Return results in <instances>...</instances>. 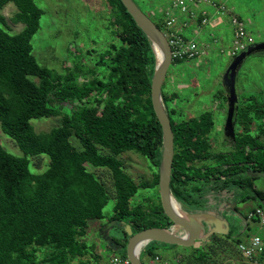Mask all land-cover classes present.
<instances>
[{"label": "trees", "instance_id": "trees-1", "mask_svg": "<svg viewBox=\"0 0 264 264\" xmlns=\"http://www.w3.org/2000/svg\"><path fill=\"white\" fill-rule=\"evenodd\" d=\"M106 1L114 11L112 40L97 57H91L95 69L86 68L80 53L71 68L54 73L38 64L32 54L31 38L43 10L35 0H0V10L7 4L15 6L16 12L9 20L23 26L20 32L11 33L0 14V131L21 152L20 156L9 152L0 142V264H90L83 261L87 256L83 241L87 222L105 218L103 208L109 199L113 200V208L108 222L116 221L118 226L124 221L133 234L171 226L158 196L162 132L150 99L154 53L120 0ZM152 15L158 16L152 21L162 30L161 14L155 10ZM85 53L90 56L95 51L88 49ZM102 68L106 70L104 76L95 72ZM80 69L92 73L91 79L77 82ZM161 95L173 133L170 190L175 199L195 206L196 199L188 192L187 184L208 182L210 177L225 178L222 187L229 184L242 188L243 201L264 199L253 189L254 178L243 172L249 167L236 159L226 167L221 162L215 167L196 164L208 155L203 137L210 130V117L205 114L199 125L202 128L177 122L171 117L176 109L168 107L177 95L165 94L162 88ZM64 103L73 105L69 113L63 112ZM260 104H249L248 112L264 117V104ZM59 115L60 125L46 132L34 131L30 123L32 119ZM256 128L262 130L259 124ZM253 142L254 138L249 137L248 143L252 146ZM128 152L148 160L152 169L149 182L136 184L124 173L120 156ZM248 154L255 163L252 168L264 172V163L258 161L264 158ZM41 156L47 157L48 164L37 172L31 169L32 159ZM214 157L223 161V156ZM88 167L108 171L110 187ZM140 189H157V204L153 196L134 201ZM257 206L264 207L260 203ZM245 231H249V225ZM121 232L126 241L127 236ZM217 237L212 235L201 246L203 253L199 248L150 242L140 259L144 263L160 256L161 245L183 250L177 253L180 258L175 264H231L239 255L241 238H232L231 233ZM259 255L264 259L263 251ZM121 256L125 257V251Z\"/></svg>", "mask_w": 264, "mask_h": 264}, {"label": "rangeland", "instance_id": "rangeland-1", "mask_svg": "<svg viewBox=\"0 0 264 264\" xmlns=\"http://www.w3.org/2000/svg\"><path fill=\"white\" fill-rule=\"evenodd\" d=\"M170 1L171 0H134L137 6L154 22L157 21L156 19L158 18V16L152 15L154 11L157 10L159 12L161 6L165 9ZM35 3L43 10L37 32L31 38L32 54L38 64L50 69L54 73H62L65 67L71 68L74 61L79 60L77 55L81 53V62L85 64L87 69L94 70L95 66L93 65L91 57H97L112 40L110 29L112 28V14L114 11L109 7L107 1L35 0ZM223 3L233 14L238 15L240 19L244 21L245 28L248 31L247 33L253 36L256 44L264 43V0H223ZM204 10H206L208 17L213 20L217 19V15L212 9L208 8ZM15 12L16 9L13 4H7L0 10V14L5 18L8 30L11 33H18L23 28L21 24L14 25L10 22L9 19ZM210 13H212V15ZM186 15L187 14L181 15L180 19H187L189 21L190 17ZM220 17L221 18L217 20H220L221 23L217 26H213L210 23L201 24L200 21L194 22V20H190L188 23L191 26L182 32L184 38L188 40L194 39V41L197 42L199 54L198 57L192 61L181 64H171L162 86L163 93L171 94L175 92L177 95L174 101L171 103L168 102V107H174L177 111L175 116H171L172 119L177 122L186 121L185 124L191 126H196L198 124L199 126L203 123L202 120L205 114L210 117L215 126L216 124L223 125L225 121V114L222 111L218 112L216 110L220 108L223 110L224 96L222 95L223 89L219 81L233 59L231 56L233 28L229 22V15ZM222 21L224 22L222 23ZM176 27H179V24H174L173 28ZM197 28L199 32L196 35L195 30ZM88 49H93L95 53L87 56L85 52ZM83 71V69L78 70V74L80 75L77 77L76 81L79 83H82L87 77L91 79L92 73ZM95 72L100 76L106 75V70L104 71V68H102V70L98 69ZM82 74L86 75L83 76ZM235 91L237 96L243 100L246 105L257 102L260 106V103L264 101V52L251 54L239 66L235 80ZM62 110L65 113L68 112L69 106H64ZM239 110H244V108H239ZM246 112H248V109ZM241 115V119L238 118L235 125L236 134L241 133L240 126L248 124L249 130H246L241 135H248V139L249 137L254 138L253 143L255 145L252 144V149L250 148L249 153L263 159L264 144L261 141L263 135L262 137L258 135V132H262L263 128L262 130H257L256 126L257 124L261 125V127L262 124L264 125V117H262L263 115L260 116V114L256 115L253 112ZM60 122L61 116L59 115L42 119H32L30 123L34 131L46 132L60 125ZM207 134L209 135L207 136ZM262 134H264V132H262ZM213 135H215V129L211 132L209 130L203 137L207 138L210 142L211 149H208V145L206 148L208 151L206 158L211 159L213 165L219 164L221 159H215L214 156L220 157V153L223 156L222 159L228 161L236 159L238 163L244 161L242 158L243 152L237 151L236 148L229 147L223 150L225 152H220L218 142ZM237 138H240V136ZM0 142L7 151L18 156L21 155V152L14 143L1 131ZM73 142L76 144L75 140H73ZM120 159L123 162L124 173L136 184L149 182L152 169L146 158L128 152L122 154ZM258 161L264 163L263 160ZM47 164L48 159L46 156L34 158L32 159L31 169L33 168L35 171L41 172L46 168ZM243 166L249 167L246 163H244ZM88 170L95 173L106 186L110 187L111 180L108 171L92 167H88ZM218 170H220V168ZM210 178L213 179L216 177ZM263 182V178H257L255 185L260 187ZM205 186L206 185L201 182L199 194H196L199 198H196L195 207L200 206L205 200V197L212 198L214 196L213 192L205 190L207 187ZM156 194L157 189H140L133 200L140 201L145 197L153 196L157 204L158 199ZM184 195H186V193H184ZM200 196H202L201 199ZM180 203L183 208L185 206L189 207L185 202L180 201ZM112 208L113 200L109 199L106 206L103 208L105 218L103 220L94 219L87 222L83 237V241L87 246L85 250L87 256H85L86 258H84L83 261L88 260L90 264H108L111 255L121 257L123 254L125 246H122L121 250L114 252L107 248L105 242L101 240V230L104 224L105 226L112 224L108 225L111 227L109 232L110 236L115 237V239L119 241H125L120 227L116 226L114 221L108 222L109 217L112 215ZM257 228V225L250 222L249 231H245L246 234L244 235L248 233L249 235L256 234L258 231ZM204 244L205 242L197 243L196 246L192 248H199L197 250L203 253L201 246ZM165 248L166 247H161L158 250L161 261L167 264L178 263L180 255L178 256L177 253H182L183 250L179 247L172 251L166 250ZM162 255L165 257H162ZM175 255L177 256L176 258ZM226 255H228V253H226ZM225 256L222 255V259L225 258ZM259 257L260 255L257 256V259H259ZM245 260L247 259L241 256L239 252L236 260L231 264H248ZM146 262L145 260L144 264H146ZM227 264H230V262Z\"/></svg>", "mask_w": 264, "mask_h": 264}, {"label": "water", "instance_id": "water-1", "mask_svg": "<svg viewBox=\"0 0 264 264\" xmlns=\"http://www.w3.org/2000/svg\"><path fill=\"white\" fill-rule=\"evenodd\" d=\"M120 2L136 26L149 40L155 57V67L150 83V99L152 109L162 132V152L158 169V196L163 213L171 222V226L168 228L151 227L135 234L132 233L129 224L124 221L117 223L128 237L125 245H123L125 246L124 251L127 260L131 264H143V261L140 259L142 247L150 242L189 248L196 246L197 243L207 241L213 234L227 235L229 223L227 220L219 217L217 213L186 210L171 193L170 180L174 156L173 133L161 95V88L171 65L170 47L162 31L137 6L134 0H120ZM258 52H264V43L251 45L233 58L222 75V83L227 86L228 94H230V97L227 99V117L224 125V132L228 137L234 138V126L232 122L233 103L236 99L233 91L234 79L242 62L251 54ZM66 105L69 106V110L66 113H69L73 105L64 103L63 107ZM254 175L264 177L263 172H254ZM174 202L180 204V211L175 209ZM260 204L264 205V201H260ZM114 224H116V221H114ZM110 229V226L107 228L102 227L101 240L105 242L107 248L116 252L121 250L122 246L115 238L110 236ZM139 246L142 247L136 253V249Z\"/></svg>", "mask_w": 264, "mask_h": 264}, {"label": "built area", "instance_id": "built-area-1", "mask_svg": "<svg viewBox=\"0 0 264 264\" xmlns=\"http://www.w3.org/2000/svg\"><path fill=\"white\" fill-rule=\"evenodd\" d=\"M203 8L212 9L217 15V19H220V16H230L229 22L233 28L231 50V56L233 58L255 43L253 36L247 33L248 31L245 28L244 21L233 14L225 6L223 0H171L165 9L164 7L161 8L158 13L161 14L160 22L162 25V33L168 41L172 63L180 64L182 62H189L198 57L199 49L197 42L194 39L188 40L184 38L182 32L191 26L188 23L190 20H194V22L200 21L201 24H211L214 22L212 18L207 16V12ZM184 14L189 15V21L187 19H180V16ZM174 24H179V27L173 28ZM198 32L199 30L197 28L195 34L197 35ZM247 219L249 221L256 219L260 225H264V207H257L250 211L247 214ZM237 249L245 259L255 263L257 256L263 251V246L258 236H252L247 243H239ZM108 264L131 263L126 257L111 255ZM146 264L164 263L161 261L160 256H155L153 259L148 260Z\"/></svg>", "mask_w": 264, "mask_h": 264}, {"label": "crops", "instance_id": "crops-1", "mask_svg": "<svg viewBox=\"0 0 264 264\" xmlns=\"http://www.w3.org/2000/svg\"><path fill=\"white\" fill-rule=\"evenodd\" d=\"M210 14L212 15V13H210ZM213 21L214 22L211 23L213 26H217L221 23V21L217 20V19H214ZM223 22L224 21H222V23ZM262 103L264 104V101ZM262 128H264V125L262 126ZM221 161L222 160H220L219 162H221ZM220 165H222V162L220 163ZM215 166L216 165H214V167ZM243 172L248 177L254 178L251 182L253 189L259 191L262 195H264V182H263V184H261L260 187H257L255 185V181L257 180V178H263L264 179V177H258L256 175H254V172L256 173L257 171H253V172L252 171H249V172L243 171ZM258 172H263V171H258ZM240 175H243V174L240 173ZM232 178H234V177H232ZM223 180H225V178L221 177L218 180L216 178H213V179L210 178V181H208V182H206L204 180L189 182L187 184L186 188H187L188 192L195 194V195H192L193 198H195V199L199 198V197H197L196 194H198V191H200L197 189L200 187L201 182H203L207 186V187L205 186L206 187L205 190L206 191L210 190L211 192H213L214 196L212 198L205 197V200L203 201V203L200 206H197V207L191 206V208H190V206L189 207L185 206V208L188 211H203V212H211L213 214L217 213L219 215V217H221L223 219H225V217H228L229 212H226V209L229 208V211H231L233 213V215H235V218L237 217L236 218L237 221L231 220L232 222L231 223L229 222V232L228 233H231V237L232 238L240 237L242 240V242H240V243H247L252 236H258L261 239V243L263 246V252H264V225H260L256 219H255L256 223H254V220L249 221L247 219V214L250 211H252L253 209L257 208L258 203H260V201H262V200L264 201V199L260 200L257 198H249V199L243 201V200H241V198L244 196L243 189L239 188L237 186L229 185V184L222 187V181ZM200 197H202V196H200ZM240 216L242 219L240 218ZM225 220H227V219H225ZM250 222L252 224L258 226V228H257L258 231L254 235H249V233L247 235H244V234H246V232H245L246 226L249 225ZM213 235L218 236L217 237L218 239L221 238L220 236H225V235H220V234H213ZM161 247H162L161 245L158 246L159 249ZM165 249L172 251L176 248L170 249V248L166 247ZM162 257H165V256L162 255ZM245 262L248 264H264V259L263 258L258 259L255 263H253V262L251 263L248 260H245ZM164 264H166V262Z\"/></svg>", "mask_w": 264, "mask_h": 264}, {"label": "flooded vegetation", "instance_id": "flooded-vegetation-1", "mask_svg": "<svg viewBox=\"0 0 264 264\" xmlns=\"http://www.w3.org/2000/svg\"><path fill=\"white\" fill-rule=\"evenodd\" d=\"M250 47V46H249ZM247 49V48H246ZM233 60V59H232ZM237 75V74H236ZM235 80H236V77H235V79H234V93H235V97H236V99H235V102L233 103V106H234V109H233V112H232V122H233V126H234V138H232V137H228V136H226L225 135V132H224V125H225V122H226V117H227V108H228V104H227V99L230 97V94H228V88H227V86H225V85H223V83H222V77H221V79H220V81H219V83L221 84V87H222V89H223V93H222V95L224 96V104H223V110H222V108H220V109H218V110H216V111H218V112H220V111H222L224 114H225V121H224V123H223V125H217L216 124V126L214 125V123H212V121H211V125H210V132L212 131V130H214L215 129V135H213V137H215V139H216V141L218 142V146L220 147H218L219 149H220V152H225V151H223V150H226V149H228L229 147L230 148H236V150L237 151H239V152H243V154H242V158H243V160L244 161H242V162H240V163H246V164H248V166H249V169L248 170H245V172H249V171H255L254 170V168H252V167H254L255 165V163L254 162H251L250 160H249V150H250V148L252 149V146L248 143V135H241V134H243V132H245L246 130H249V128H248V124H246V125H244L243 124V126H240V132L241 133H239V134H236V132H235V125H236V122H237V119L239 118V119H241V117H242V115L241 114H247L248 112H246V110L248 109V104L246 105V104H244V101L243 100H241L238 96H237V94H236V91H235ZM239 98V99H238ZM246 99H248V98H246ZM241 106V107H240ZM239 108H244V110H239ZM245 111V112H244ZM239 113H241V114H239ZM189 118V117H188ZM189 119H191V118H189ZM211 120V119H210ZM184 123H186V121H183ZM263 125V124H262ZM209 134H207V136H208ZM258 135L259 136H261L262 137V135H263V137H262V139H261V141L263 142V144H264V134H262V132H258ZM258 135H255V136H258ZM238 136H240V138H237ZM195 140V139H194ZM203 145H205L204 146V148H207L208 147V145H209V148L208 149H211V145H210V142H209V140L207 139V138H204V143H203ZM203 145H196L197 146V148L198 147H200V146H203ZM220 156H222L221 155V153H220ZM222 162V165L224 166V167H226V166H228L229 164H232V161H228V160H226V159H223V161H221ZM204 163H208V164H210V166H214L212 163H211V159H205V160H201V161H196V164L198 165V166H200V165H202V164H204ZM251 166V167H250ZM234 211V210H233ZM226 212H229V215H228V217H225V219H227V222L229 223H231L232 221L231 220H236V218L234 217V215H233V213L231 212V211H229V208H227L226 209ZM237 221V220H236ZM109 225V224H108ZM108 225H106L105 226V224H104V228H107L108 227ZM113 238H115V237H113ZM118 242H119V244L121 245V246H123V245H125V243H126V241H125V243H124V240H123V242L120 240H118V239H116Z\"/></svg>", "mask_w": 264, "mask_h": 264}, {"label": "bare ground", "instance_id": "bare-ground-1", "mask_svg": "<svg viewBox=\"0 0 264 264\" xmlns=\"http://www.w3.org/2000/svg\"><path fill=\"white\" fill-rule=\"evenodd\" d=\"M174 207H175V209H176L177 211H180V204H179L178 202H174ZM142 246H143V245H142ZM142 246L137 247V249H136V253L138 252V250H140V248H141Z\"/></svg>", "mask_w": 264, "mask_h": 264}, {"label": "clouds", "instance_id": "clouds-1", "mask_svg": "<svg viewBox=\"0 0 264 264\" xmlns=\"http://www.w3.org/2000/svg\"><path fill=\"white\" fill-rule=\"evenodd\" d=\"M256 44V43H255ZM253 45V44H252ZM239 55V54H238ZM235 58V57H234ZM182 63H184V62H182ZM171 64H173L172 62H171ZM181 64V63H180ZM165 81V80H164ZM185 208V207H184ZM186 209V208H185ZM187 210V209H186ZM123 242V241H122ZM206 242V241H205ZM112 251V250H111ZM126 257V256H125ZM161 259V258H160ZM250 262V261H249ZM147 263V262H146ZM252 263V262H251ZM144 264V263H143Z\"/></svg>", "mask_w": 264, "mask_h": 264}]
</instances>
